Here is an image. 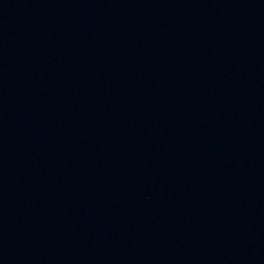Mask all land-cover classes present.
<instances>
[{
    "label": "water",
    "instance_id": "water-1",
    "mask_svg": "<svg viewBox=\"0 0 264 264\" xmlns=\"http://www.w3.org/2000/svg\"><path fill=\"white\" fill-rule=\"evenodd\" d=\"M150 264H264V0H120Z\"/></svg>",
    "mask_w": 264,
    "mask_h": 264
}]
</instances>
